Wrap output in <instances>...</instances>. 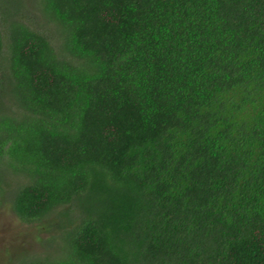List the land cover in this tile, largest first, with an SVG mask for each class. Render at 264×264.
<instances>
[{"label": "trees", "instance_id": "obj_1", "mask_svg": "<svg viewBox=\"0 0 264 264\" xmlns=\"http://www.w3.org/2000/svg\"><path fill=\"white\" fill-rule=\"evenodd\" d=\"M9 170L22 264H264V0H0Z\"/></svg>", "mask_w": 264, "mask_h": 264}, {"label": "rangeland", "instance_id": "obj_2", "mask_svg": "<svg viewBox=\"0 0 264 264\" xmlns=\"http://www.w3.org/2000/svg\"><path fill=\"white\" fill-rule=\"evenodd\" d=\"M23 177L9 170L0 184V264H22L34 258L51 260L59 256L64 245L56 211L31 223L14 213L12 194Z\"/></svg>", "mask_w": 264, "mask_h": 264}]
</instances>
